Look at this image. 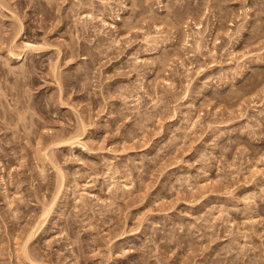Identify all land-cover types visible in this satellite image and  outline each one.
Here are the masks:
<instances>
[{
  "label": "rangeland",
  "instance_id": "obj_1",
  "mask_svg": "<svg viewBox=\"0 0 264 264\" xmlns=\"http://www.w3.org/2000/svg\"><path fill=\"white\" fill-rule=\"evenodd\" d=\"M136 1L0 0V264H264V0Z\"/></svg>",
  "mask_w": 264,
  "mask_h": 264
},
{
  "label": "bare ground",
  "instance_id": "obj_2",
  "mask_svg": "<svg viewBox=\"0 0 264 264\" xmlns=\"http://www.w3.org/2000/svg\"><path fill=\"white\" fill-rule=\"evenodd\" d=\"M140 0H137L136 2H138V4L137 3H135V4H137L136 6H138L139 5V7H140V4H141V6H142V2L140 1ZM99 2H100V0H99ZM107 2V1H106ZM106 2L104 3L103 1H102V5H104V4H106ZM108 4V3H107ZM109 6V5H108ZM143 7V6H142ZM99 10V9H98ZM101 10V9H100ZM140 10V9H139ZM143 11V10H142ZM141 10L140 11H137V9L135 10V9H132L131 10V12L129 13V15L128 16H124V17H121L122 18V20H121V22H119L120 23V26H122V27H124L125 29H129V28H131V27H134V26H138V25H136V23H137V20H136V17H137V19L139 20V18H138V16L140 15L141 16V12H142ZM166 14L164 15L165 16V18H164V20L166 19V21H170L171 20V14H169V12H165ZM100 13H98V15H99ZM154 14H156L157 15V13H154ZM115 15V14H114ZM116 15H118L117 13H116ZM151 15V17L152 16H154V15H152V13L150 14ZM150 15H148V17L150 16ZM158 17H159V15H157ZM162 16V15H161ZM160 16V17H161ZM115 17V16H114ZM120 17H116L117 19H121ZM167 17H169V18H167ZM155 18V17H154ZM159 19V18H158ZM161 19H162V17H161ZM168 19V20H167ZM135 20H136V22H135ZM100 23L103 25H105V24H107L106 23V21L104 20V18L102 17L101 19H100ZM153 21V20H152ZM159 21H160V19H159ZM163 21V20H162ZM171 22V21H170ZM169 23V22H168ZM197 24H198V22H197ZM101 25V26H102ZM118 25V24H117ZM200 25V24H199ZM199 25H197L196 27H198ZM110 26L111 27H115V24L113 23H111L110 24ZM108 27V26H107ZM135 28V27H134ZM127 29V30H128ZM199 31V30H198ZM18 32H20V31H18ZM196 33H198V32H196ZM17 34V33H16ZM18 35V34H17ZM196 38V37H195ZM185 39V38H184ZM200 39V38H199ZM163 40V39H162ZM33 44H31V43H29L28 41L26 42V43H24L22 46L23 47H26L27 49H39L40 47L37 45V46H32ZM39 47V48H38ZM80 47H82V46H80ZM195 47L196 48H198V49H200V47H201V45H200V40L198 41L197 40V38H196V40H195ZM26 49V50H27ZM41 49V48H40ZM83 50V49H82ZM73 51V49H71L70 50V52H72ZM75 51V50H74ZM73 51V52H74ZM7 52H9V55H7V57L8 56H10L11 58H13V59H20L21 60V58L23 59V57H22V55H20V52L19 51H17V52H14V50H13V48H11L10 49V47H9V49L7 50ZM87 52V51H86ZM72 54V53H71ZM84 56L85 55H83L81 58H84ZM6 57V58H7ZM164 56L162 55L160 58H162L161 60H160V58L157 60V63L159 62L162 66L164 65V63H166V55H165V57L163 58ZM9 58V57H8ZM156 58H158L157 56H156ZM10 59V58H9ZM164 62H163V61ZM15 61V60H14ZM19 61V60H18ZM158 63V65H160ZM23 64V63H22ZM25 65V64H24ZM160 65V66H161ZM21 66H23V65H21ZM161 66V67H162ZM165 66V65H164ZM155 67H157V65L155 66ZM27 68H29L28 66L25 68V69H23V70H26ZM161 69V68H160ZM28 70V69H27ZM28 71H30V70H28ZM28 73V72H27ZM229 92H238V89L237 90H234V91H231V90H229ZM82 121V120H81ZM81 121H79V122H81ZM82 124V122L81 123H79V125H81ZM83 126H84V123L82 124ZM81 127V126H80ZM79 127V128H80ZM77 129V128H76ZM80 129H82V128H80ZM85 129V128H84ZM78 130V129H77ZM83 130V129H82ZM79 132H81L82 134H83V131H80V130H78ZM74 132V133H73ZM76 130H74V131H72V134L71 133H69V135H68V137L66 138V137H62V140H64V141H60V139H58L59 138V136H58V138H57V140H55L56 139V135L54 136V140H52V143H54L55 145H56V147H60V146H64V144L65 143H67L68 145H75V144H79L81 147L83 146V142H81V140L82 139H80V133L79 132H77ZM81 134V135H82ZM49 138V137H48ZM52 138H53V136H52ZM66 138V139H65ZM50 140H51V137L49 138ZM54 141V142H53ZM56 141H60L59 143H55ZM65 142V143H64ZM62 143H64V144H62ZM84 147V146H83ZM84 149H85V147H84ZM42 155L44 156V158H48V156H47V153L45 152V151H43V153H42ZM48 160V159H47ZM55 162V161H54ZM51 163H52V165H53V167L55 168V170H56V172L57 173H59L60 175H62L61 173V171H59L60 169L58 168V166L57 165H55V164H57L56 162L55 163H53V161H51ZM1 178H2V176H1ZM54 199H51V200H49L48 201V203H46V205L43 207V210H42V213H40V215H42L41 217H42V220L41 221H43L45 218H46V216L48 215V212H49V210L51 209V207H52V205H53V203H54ZM39 215V216H40ZM40 222V221H39ZM35 226V225H34ZM39 226V225H38ZM37 226V227H38ZM37 227H35V228H37ZM30 230V232L28 231V232H26V236H25V239H24V241L21 243V245H22V247H20V248H22V253H23V255H24V257L23 258H27L28 257V259H29V262L31 261V259L29 258V254H28V249H27V241L29 240V238L30 237H32V233H34L31 229H29ZM120 234L121 233H123V231H121V232H119ZM21 250V249H20ZM22 257V256H21ZM35 262V261H34ZM33 262V263H34ZM36 263V262H35ZM34 263V264H35Z\"/></svg>",
  "mask_w": 264,
  "mask_h": 264
}]
</instances>
